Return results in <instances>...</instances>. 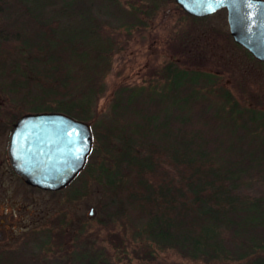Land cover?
Returning <instances> with one entry per match:
<instances>
[{
  "label": "trees",
  "instance_id": "trees-1",
  "mask_svg": "<svg viewBox=\"0 0 264 264\" xmlns=\"http://www.w3.org/2000/svg\"><path fill=\"white\" fill-rule=\"evenodd\" d=\"M169 4L174 13L184 15ZM46 5L55 15L49 20L40 17ZM156 5L141 17L129 14L128 28L147 27V19H156ZM81 6L79 0H0V80L6 92L23 93L21 104L28 112L61 113L86 123L91 132L88 158L98 161L86 162L75 177L80 187L69 189L65 201L78 200L91 181L97 183L102 194L96 207L106 219L102 228L108 232L107 225L119 223L120 240L138 243L149 260L170 252L183 264H264V114L238 109L223 92L221 109L212 114L223 124L217 135L209 134V129L191 125L180 108L161 121L157 110L147 116L132 112L134 99L128 95L135 89L121 85L110 109L119 117L129 116L126 123L100 122L97 101L105 91L102 81L111 70L116 39L103 32L89 5L85 11ZM74 21L81 30L73 29ZM88 36L97 44L90 45ZM201 36L192 34L187 42L182 36L167 44L178 60V65L167 62L156 73L167 86L189 80L185 86L196 88L201 74L194 70L201 65L193 60L202 48ZM202 117L207 124L213 121L208 113ZM246 136L258 141L246 143ZM48 235L29 241V248L34 243L44 247ZM57 236L64 239L68 233L62 230ZM76 260L110 264L95 254Z\"/></svg>",
  "mask_w": 264,
  "mask_h": 264
},
{
  "label": "rangeland",
  "instance_id": "rangeland-1",
  "mask_svg": "<svg viewBox=\"0 0 264 264\" xmlns=\"http://www.w3.org/2000/svg\"><path fill=\"white\" fill-rule=\"evenodd\" d=\"M79 2L82 5V11H85L89 5V14L102 23L103 32L109 39L113 41L116 39V45L112 46L115 52L111 56V70L106 73L102 81L105 91L102 98L97 101L96 111L99 115L97 119L100 122L116 126L126 123L125 117L129 116L119 117L110 109L113 93L121 85L128 87L129 90L135 89L128 95L134 99L131 104L132 112L140 110L144 116H147L149 113L153 114V110H157V120L161 121L165 117L171 118L173 110L180 108L181 113L189 117L191 125L200 129L202 127L209 129V134L217 135L216 128L223 124L219 119L212 118L216 109H221L219 99L223 92L232 97L238 109L258 110L264 114L262 78L251 80L247 77L246 68L250 64L242 57V51L230 47L229 42L219 39V35L211 32V29L222 26L220 18L211 17L203 21H191L182 14L174 13L168 0H79ZM153 2L158 4L156 14L152 16L156 19H147L148 25L145 28L129 29V21H132V15L129 14L133 12L136 17H141L142 12L152 9ZM101 5L105 7L100 8L99 13L96 12ZM131 7H133L132 11ZM41 10V19L49 20L55 17L51 13L50 5L43 6ZM84 13L87 16L88 13ZM72 25L73 29L77 28V31L82 29L78 27L80 25L78 21L77 23L74 21ZM192 34L202 35L198 38L202 48L199 55L195 57L196 60H193L201 65L200 69L194 70L201 74L200 78H197V86L196 88L186 87L190 86L189 80L185 84L167 86L168 82L158 78L156 74L158 69L167 62L178 65V60L173 58L171 48L167 44L179 40L182 36L187 42ZM86 40L90 45L97 44L92 36L86 37ZM203 40L209 44H204ZM100 44L105 43L100 42ZM184 70L191 71L188 68ZM193 90L195 93L192 92ZM6 91V87L0 80V92ZM3 93L0 94V103L5 106L7 99ZM22 95L23 93L12 92L11 97L9 96L15 114L14 119L22 114H33L25 110V106L21 104ZM148 99L151 100L148 101ZM152 103L154 109L153 107L150 109L149 105ZM207 113L213 120L208 124L202 117ZM245 114L247 115V112ZM245 114L242 116L243 119L247 118ZM237 130L241 132V129ZM245 141L252 143L258 139L246 136ZM96 160V158L87 157L86 162L95 164L98 161ZM69 184L52 193L27 190L20 186L17 188L19 194L26 196V199L23 195L22 197L18 195L17 198L18 201L25 200L28 204L27 223L30 240L43 239L42 234H49L46 238L48 243L42 247L43 249L34 243L35 245L28 248L29 254L32 252L38 257L44 256L46 264H77L80 261L76 258L81 260L83 257L87 260L94 254L97 257L106 258L110 264H183L170 252L155 254L152 260L146 259L138 243L135 244L129 239L127 245L120 240L123 239L122 229L116 221L113 226L107 225L109 230L105 231L102 226L106 225V219L101 218L96 207L102 188L91 181L85 195L80 196L78 200L65 201L67 199L65 194L69 193V189L71 191V188H79L81 185L75 178ZM62 217L64 222L60 224ZM62 230H66L68 236L57 239V235L61 234ZM108 233L111 234L107 236ZM115 233L121 236L119 240L111 237Z\"/></svg>",
  "mask_w": 264,
  "mask_h": 264
},
{
  "label": "flooded vegetation",
  "instance_id": "flooded-vegetation-1",
  "mask_svg": "<svg viewBox=\"0 0 264 264\" xmlns=\"http://www.w3.org/2000/svg\"><path fill=\"white\" fill-rule=\"evenodd\" d=\"M168 2H172L184 15L194 17L195 20L220 18L222 26L211 31L221 35L220 38L229 42L230 47L241 50L242 57L250 64L249 69L246 68V76L251 80H259L261 77L264 84V0ZM3 94L8 106L0 103V264H46L44 256L38 257L32 252L29 254V241L35 242L37 239L29 238L28 204L17 198L18 195L24 196L17 191L19 186L27 190L40 189L26 185L13 172L8 158L13 125L24 114L14 119L15 114L9 101L11 93ZM262 95L264 97V93ZM25 197L23 198L26 199Z\"/></svg>",
  "mask_w": 264,
  "mask_h": 264
},
{
  "label": "water",
  "instance_id": "water-1",
  "mask_svg": "<svg viewBox=\"0 0 264 264\" xmlns=\"http://www.w3.org/2000/svg\"><path fill=\"white\" fill-rule=\"evenodd\" d=\"M91 144L84 122L54 112L25 114L13 125L8 158L26 185L56 192L82 170Z\"/></svg>",
  "mask_w": 264,
  "mask_h": 264
}]
</instances>
